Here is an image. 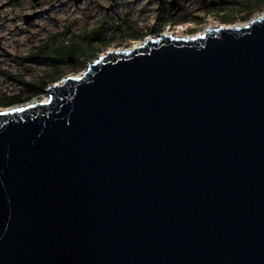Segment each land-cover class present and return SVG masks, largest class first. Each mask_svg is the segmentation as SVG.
I'll list each match as a JSON object with an SVG mask.
<instances>
[{"label":"water","instance_id":"1","mask_svg":"<svg viewBox=\"0 0 264 264\" xmlns=\"http://www.w3.org/2000/svg\"><path fill=\"white\" fill-rule=\"evenodd\" d=\"M44 93L0 111V264H264V13Z\"/></svg>","mask_w":264,"mask_h":264},{"label":"rangeland","instance_id":"2","mask_svg":"<svg viewBox=\"0 0 264 264\" xmlns=\"http://www.w3.org/2000/svg\"><path fill=\"white\" fill-rule=\"evenodd\" d=\"M35 0H18L11 3L10 0H0V93L8 96H19L22 99L13 105L0 107V110L8 109L9 107L24 106L34 100H39L42 97H47L44 93L50 86L61 83L67 76L81 75L95 59L105 54L108 51H116L121 49H130L138 46L148 38L135 40L132 42L113 41L106 48H101L100 52L94 55L84 64L80 70L72 71L75 65H63L66 73L57 82L49 83L42 87L39 85L43 72L49 69L48 62L43 59H35L26 62L23 66L20 65V59L28 57L30 53L37 51L39 46L43 45L49 37L59 35L60 40H71L74 36L88 33L91 30L100 29L101 37H115L118 35V28L114 26H103L105 19L102 6L110 3V0H99V4H79L76 6L73 1L69 0H41L42 6L34 3ZM40 1V0H38ZM126 3L127 0H122ZM171 1V0H169ZM181 3L188 5L191 15L197 17L192 19V22L187 24H177L176 26L166 24L163 34L172 35L176 38H190L198 34H203L208 28H216L221 25L227 27L248 25L255 18H260L264 13L262 10L255 12L248 20H241V15L233 23H225L221 17L229 15L230 11L238 7V3L243 0H218V7L211 8V13L204 14L201 10L202 0H178ZM134 2V1H133ZM101 4V5H100ZM100 5V6H99ZM157 2L152 0H135L134 5L129 12L130 20L142 22V17L139 15L141 10H145L143 17L147 18L146 25L150 26L155 21L154 9ZM217 5V4H216ZM42 7V12L38 11ZM219 9V10H218ZM218 10V11H217ZM118 11L122 13L124 7H119ZM40 12L36 19L26 25L24 16L32 15ZM194 20V21H193ZM121 25V24H120ZM140 26V25H139ZM141 27L143 25L141 24ZM157 38V35L153 36ZM79 43H84L78 38L74 40ZM58 42V41H57ZM28 69L25 73L24 68ZM25 74L24 81L26 84H21L17 78H11V75L16 76ZM29 87V88H28ZM36 89L37 94L28 92ZM48 100V99H47ZM46 100V101H47ZM44 101V102H46Z\"/></svg>","mask_w":264,"mask_h":264},{"label":"flooded vegetation","instance_id":"3","mask_svg":"<svg viewBox=\"0 0 264 264\" xmlns=\"http://www.w3.org/2000/svg\"><path fill=\"white\" fill-rule=\"evenodd\" d=\"M152 1L157 2V5L153 11L155 14V21L150 26L146 25L147 18L143 17L146 14L145 10H141L139 12V15H141L140 17H142L141 19L142 22H139L137 20L136 21L130 20L131 16H129L130 15L129 12L132 13L130 9L134 5L135 0H127L126 3H123L122 0H110V3L108 5L102 6L105 15V19L104 21H102L103 22L102 25L114 26V28L116 29L118 28V32H119L118 35L115 37L114 36L106 37V38L101 37L102 41L103 42L108 41L109 44H111L113 41L132 42L135 40L150 38L153 37L154 35L160 36L163 35L162 32L164 31V27L166 24L173 26H176L177 24L183 25L192 22V19L197 18L191 15L188 5L181 3L178 0H171V1L152 0ZM38 2L42 6L43 1L40 0ZM98 2L99 0H88V1H84L83 4L84 3L99 4ZM218 2H219L218 0H202L201 10L205 12L204 14L211 13L210 9L217 8L219 5ZM119 7H124V11L122 13L118 11ZM38 11L42 12V7H40ZM141 24L143 25V27H141ZM101 48H106V47H103V45H101L100 42L97 41L93 43L92 48L89 49V51L92 50L91 54H93L94 52L100 50ZM67 61H70L69 57L67 58ZM71 65L73 66L75 65L74 58L71 62ZM5 95L6 94L4 93H0V107H5V103L8 101V99H5V97L8 98L19 97V96H8V95L5 96Z\"/></svg>","mask_w":264,"mask_h":264},{"label":"trees","instance_id":"4","mask_svg":"<svg viewBox=\"0 0 264 264\" xmlns=\"http://www.w3.org/2000/svg\"><path fill=\"white\" fill-rule=\"evenodd\" d=\"M264 7V0H243L238 3V7L232 11H230L229 15L221 17V20L225 23H233L237 18L241 15V20L246 21L250 18L255 12L262 10ZM100 29L91 30L88 33H84L82 35L74 36L71 40H60L59 35H55L53 37H49L47 41L43 43V45L39 46L37 51L30 53L28 57H23L20 59V65L23 66L26 62H31L35 59H43L48 62L49 69L43 72V76L41 77V81L39 85L44 87L49 83L57 82L62 78V76L66 73L64 71L63 65L71 64L73 58L75 61V68H72V71L80 70L84 67L86 61L88 62L90 59L94 58L100 50H97L93 54L89 49L92 48L93 43L100 42L103 47H107L109 42H103L101 38ZM78 38L83 43H79L78 41H74ZM58 41V42H57ZM88 50V51H87ZM70 58V61H67V58ZM25 73L28 72V69L24 68ZM11 78H17L18 82L21 84H26L24 81L25 74L21 73L19 75L13 76ZM29 88V87H28ZM36 89L31 90V87L28 92L31 94H37ZM6 96V95H5ZM8 101L5 103V106L13 105L17 102H20L22 99L20 97L8 98Z\"/></svg>","mask_w":264,"mask_h":264},{"label":"bare ground","instance_id":"5","mask_svg":"<svg viewBox=\"0 0 264 264\" xmlns=\"http://www.w3.org/2000/svg\"><path fill=\"white\" fill-rule=\"evenodd\" d=\"M48 98L47 97H42V98H40L39 100H34V101H32V102H30L29 104H26V105H30V104H34V103H37V102H39V103H44V101H46ZM22 106V105H21ZM20 105L19 106H17V107H21ZM25 106V105H24ZM12 108H16V107H9L8 109H12ZM3 110H6V109H3ZM3 110H0V111H3Z\"/></svg>","mask_w":264,"mask_h":264}]
</instances>
